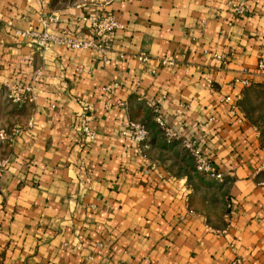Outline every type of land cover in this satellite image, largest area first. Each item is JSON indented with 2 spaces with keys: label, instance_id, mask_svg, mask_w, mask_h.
Returning a JSON list of instances; mask_svg holds the SVG:
<instances>
[{
  "label": "crops",
  "instance_id": "0c3cea01",
  "mask_svg": "<svg viewBox=\"0 0 264 264\" xmlns=\"http://www.w3.org/2000/svg\"><path fill=\"white\" fill-rule=\"evenodd\" d=\"M239 1L0 0V84L41 91L17 106L0 91V132L21 127L0 138V264H264V0L234 16ZM106 13L121 29L105 56L14 35L58 15L48 32L88 40ZM185 139L223 181L195 171Z\"/></svg>",
  "mask_w": 264,
  "mask_h": 264
},
{
  "label": "built area",
  "instance_id": "2783aa9c",
  "mask_svg": "<svg viewBox=\"0 0 264 264\" xmlns=\"http://www.w3.org/2000/svg\"><path fill=\"white\" fill-rule=\"evenodd\" d=\"M92 0H82L83 3L90 2ZM104 3L109 4L113 0H102ZM232 12L234 16H243L246 12V4L243 0L232 5ZM58 15H52L47 19L40 20V23L44 27L43 31L37 32L32 28H27L23 30H15L14 35L16 37H21L28 39L34 46V50L37 52H46L50 50L52 47H58L63 52H67L70 50H80V49H93L97 53L105 56L107 52L111 50V38L116 31L121 29V25L118 20L110 13L103 14L101 16H90L86 19L87 28L89 32L90 38L88 40H79L67 35H57L51 32H48L47 27L51 23H55L58 21ZM136 59L140 62H146V55H139ZM160 63L164 66L172 65L173 60L170 57H165L160 60ZM262 67V66H261ZM81 72V70H78ZM37 74H40L37 71ZM245 85H248V81L242 82ZM106 91H110L109 89H105ZM0 91L4 93V96L8 103L11 105H22L25 103L34 102L38 95L41 93L40 90H34L32 86H21L16 83H2L0 84ZM224 100L228 102L229 97H225ZM154 111V122L161 131V133L167 138V140H171L173 138H177L175 133L169 128L165 122L162 120L160 115L158 114V110L156 108ZM230 114L237 116V122H242L241 114H237V106L232 105L230 108ZM90 115H82L81 119L78 123V128L80 133L84 136L86 141L93 142L95 139V132L90 126ZM31 123H27V127H30ZM21 130V127H14L10 130L9 133L0 132V138L8 136L10 138L15 137ZM125 135L138 147L141 148L148 135L147 128L145 125L137 122H129L127 131L124 132ZM182 146L184 150L187 152L188 156L191 158L195 171L200 175L211 179L213 181L221 182L223 181V175L216 169V167L212 164V162L204 156L203 153L198 149L196 142L192 140H183ZM8 165L7 158L0 159V177L5 173ZM87 183L90 182L89 178L86 179ZM226 209H229V204H226ZM226 221H228V213L225 215ZM229 264H242L240 259L234 258Z\"/></svg>",
  "mask_w": 264,
  "mask_h": 264
},
{
  "label": "rangeland",
  "instance_id": "374dc122",
  "mask_svg": "<svg viewBox=\"0 0 264 264\" xmlns=\"http://www.w3.org/2000/svg\"><path fill=\"white\" fill-rule=\"evenodd\" d=\"M264 105V104H263ZM263 108V110H264V107H262ZM253 109V108H252ZM253 110H256V108H254Z\"/></svg>",
  "mask_w": 264,
  "mask_h": 264
}]
</instances>
